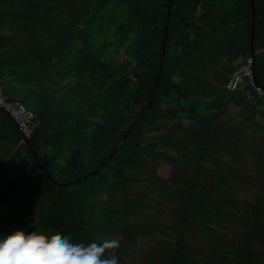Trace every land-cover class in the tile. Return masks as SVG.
I'll return each instance as SVG.
<instances>
[{"label":"trees","instance_id":"16d2710c","mask_svg":"<svg viewBox=\"0 0 264 264\" xmlns=\"http://www.w3.org/2000/svg\"><path fill=\"white\" fill-rule=\"evenodd\" d=\"M0 87V232L264 264V0H0Z\"/></svg>","mask_w":264,"mask_h":264},{"label":"clouds","instance_id":"9594fccd","mask_svg":"<svg viewBox=\"0 0 264 264\" xmlns=\"http://www.w3.org/2000/svg\"><path fill=\"white\" fill-rule=\"evenodd\" d=\"M122 237L75 243L62 235L45 241L23 229L0 232V264H119Z\"/></svg>","mask_w":264,"mask_h":264},{"label":"built area","instance_id":"2783aa9c","mask_svg":"<svg viewBox=\"0 0 264 264\" xmlns=\"http://www.w3.org/2000/svg\"><path fill=\"white\" fill-rule=\"evenodd\" d=\"M251 63V62H250ZM241 73L247 74L252 79V70L249 65L241 66L232 76L228 88L230 90H237L241 81ZM259 93H264V89L258 87L256 89ZM0 87V108H2L19 127L22 135L29 138L32 132V126L36 123V115L34 112L25 108V106L18 101H10L2 95Z\"/></svg>","mask_w":264,"mask_h":264},{"label":"water","instance_id":"95a60500","mask_svg":"<svg viewBox=\"0 0 264 264\" xmlns=\"http://www.w3.org/2000/svg\"><path fill=\"white\" fill-rule=\"evenodd\" d=\"M170 3H171V2H170ZM169 13H170V6H169V9H168V11H167L166 29H167V27H168V22H169ZM253 36H254V32H253V27H252V42H253ZM165 40H166V36H165ZM165 45H166V42L164 41V48H165ZM252 58H253V55H252ZM162 61H163V60H161L160 68H161V66H162ZM253 75H254V73H253ZM159 76H160V73L158 74V77H159ZM158 77H157V79H156V82H155L154 87L157 86V83H158ZM153 94H154V91H153V93H152V96H153ZM152 101H153V98L151 97V100H150V103H149L147 109L150 108V106H151V104H152Z\"/></svg>","mask_w":264,"mask_h":264},{"label":"rangeland","instance_id":"374dc122","mask_svg":"<svg viewBox=\"0 0 264 264\" xmlns=\"http://www.w3.org/2000/svg\"><path fill=\"white\" fill-rule=\"evenodd\" d=\"M122 56H123V54L119 55V56L117 57V59H118V60L121 59ZM231 112L234 113V110L231 109ZM242 196H243V197H246V194H244V195H242Z\"/></svg>","mask_w":264,"mask_h":264}]
</instances>
